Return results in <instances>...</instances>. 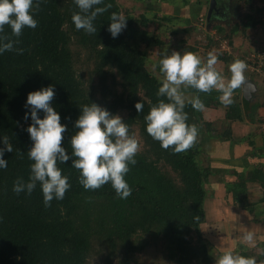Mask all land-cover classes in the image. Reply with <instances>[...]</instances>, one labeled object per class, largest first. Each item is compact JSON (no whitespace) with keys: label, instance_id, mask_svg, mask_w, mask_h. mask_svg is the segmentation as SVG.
Returning a JSON list of instances; mask_svg holds the SVG:
<instances>
[{"label":"trees","instance_id":"obj_1","mask_svg":"<svg viewBox=\"0 0 264 264\" xmlns=\"http://www.w3.org/2000/svg\"><path fill=\"white\" fill-rule=\"evenodd\" d=\"M107 5L110 7L93 21L97 31L92 34L75 28L72 15L80 10L74 0H43L33 12L36 28L24 27L19 37L12 35L8 25L0 32L6 40L19 41L14 50L0 54V137L7 136L13 145L12 152L4 153L7 167L0 169V264H89L96 251L105 254L104 264H132L133 256L145 246L134 237L153 233L162 236L176 264H215L201 229L206 220L205 186L212 170L202 166L200 142L196 139L190 148L176 153L171 146L162 148L145 130L144 116L166 98L156 95L162 80L148 71L142 46L165 43L146 30L151 23L147 15L123 14L118 0H103L95 7ZM259 9L262 13L264 8ZM112 13L126 19V28L116 38L108 31ZM248 22L254 28L263 23L262 17L251 16ZM237 30L235 25L232 32ZM188 32L183 29L184 34ZM15 48L24 51L18 54ZM82 56L91 68L88 79L78 70ZM49 85L55 91L51 105L60 114V122L67 125L62 146L69 154L74 122L86 104L96 103L112 114L123 115L129 135L139 132L144 149L137 151L136 163L129 165L124 177L132 190L126 199L118 198L110 183L85 190L71 160L57 163L71 185L62 200L53 199L45 207L39 183L31 194L13 192L18 177L28 180L32 163L27 157L32 141L26 131L31 120L24 119L27 94ZM201 100L205 106L211 102ZM137 102L143 104L140 112L135 109ZM242 104L251 108L236 98L228 105L229 127L233 121L244 120ZM186 122L192 125L190 119ZM230 133L229 129L226 137ZM247 179L264 188L261 171ZM239 204L250 210L254 207L246 199ZM256 264H264V249Z\"/></svg>","mask_w":264,"mask_h":264},{"label":"clouds","instance_id":"obj_2","mask_svg":"<svg viewBox=\"0 0 264 264\" xmlns=\"http://www.w3.org/2000/svg\"><path fill=\"white\" fill-rule=\"evenodd\" d=\"M43 0H0V32L4 26L11 28L12 35L19 37L24 27L36 28L37 20L33 12L38 10ZM79 12L72 15V21L77 30L83 29L92 34L97 30L93 21L98 14L106 11V7H95L103 0H74ZM126 28V19L117 13H112L108 31L116 38ZM13 41L0 36V54L14 50ZM22 54L23 48H15ZM159 72L162 82L156 95L165 97L150 108L144 116L146 132L164 149L172 147V151L179 153L190 148L196 141L198 130L195 125L188 124L187 114L183 111L185 104L190 103L193 109L203 110L205 105L199 96H188V88L199 92L219 90V97L225 105L231 104L233 91L245 81L243 60H235L229 65L230 77L226 78L217 69V56L208 54L206 63L192 52L181 54L178 51L168 53L167 50L159 52ZM154 68L157 65H153ZM183 86V87H182ZM55 95L54 86L41 87L29 92L25 101L24 119L31 120L26 128L32 146L27 152L30 164V174L27 181L17 178L13 183V192L31 194L39 183L45 207L51 201L62 200L66 191L71 187L68 177L62 175L57 163L66 164L71 160V167L79 171L78 180L85 190H95L110 183L120 199L131 195V188L125 180L129 165L136 163L135 155L138 151V141L129 135L128 125L118 114L110 113L106 108L96 103L83 105L80 114L74 122L76 132L70 138L71 154L62 146L63 133L67 125L62 124L60 114L51 105ZM167 101V102H166ZM137 112L142 111L143 104H135ZM42 113V116H41ZM0 169L7 167L4 153L12 152L13 145L8 137H0ZM22 154V153H21ZM252 241L253 234L247 233L243 237ZM215 264H256L254 257H245L224 252L218 257Z\"/></svg>","mask_w":264,"mask_h":264},{"label":"rangeland","instance_id":"obj_3","mask_svg":"<svg viewBox=\"0 0 264 264\" xmlns=\"http://www.w3.org/2000/svg\"><path fill=\"white\" fill-rule=\"evenodd\" d=\"M210 1L211 0H169L167 2H161L159 0H118V3L123 14L131 12L135 16L142 14L147 15V17L151 19V23L146 30L152 35L158 36L161 41H164L165 44L160 47L142 46V49L147 53V69L157 78L162 80V74L159 72L158 67V61L160 59L158 53L164 50H167L168 53L174 50L181 52V54L185 52L195 53L201 58L202 63H206L210 52L216 55L217 59L221 57L222 53L228 52L230 56L226 55L225 57L229 58L230 61L228 64H226L227 62L225 63L226 70L224 72L226 73L229 70V65L233 61L237 59L243 60L247 65L245 69L247 78L254 83H258L261 92L260 103L264 102V79L258 72L248 70L250 61H258L259 52L264 50V41L261 36L263 32H260L257 27L254 28L252 25L248 24V16L254 17L255 19L262 17L263 21L264 9L262 13H259L258 10H260L259 8L261 7L264 8V0H249L250 3H248L247 0H224L222 6L225 12H227V15L223 17L215 16V19L208 22L206 19ZM228 4L229 9L227 8ZM167 16H171L173 18L172 21L165 20L164 18ZM178 19L182 20L178 21ZM200 19H202L203 22H200ZM235 25H237L238 30L233 33L232 31ZM219 27L223 29L222 33H218L217 29ZM183 29L189 32L184 34ZM175 30L176 33L174 32ZM79 61L78 70L83 75L84 79H88L91 73L90 65L86 62L84 56H82ZM154 64L157 65L156 68L153 67ZM217 64L218 61L215 67L222 70L223 64L220 63L218 66ZM228 77H230V75L226 78ZM213 90L215 91V89ZM213 90L205 93L188 88L186 94L190 97L199 96L200 99L207 95L211 97L213 101V97L218 94V91L214 92ZM213 104L214 103L210 104V106ZM183 110L187 114V118L191 120L192 125L197 127V138H199L203 135L204 129L199 127L200 120L198 121V117L196 116V109H193L190 103H186ZM120 116L122 117L123 115ZM133 137L138 141V151H142L144 149V144L137 130ZM200 139L201 138H199L198 141H200ZM200 158L202 159V166L205 167L207 163L205 153L201 154ZM162 168H164L163 165ZM164 170L175 176L171 170L165 168ZM205 187L207 189V197L204 204L206 220L202 224L201 229L206 241H208L210 254L214 263L218 257L226 251L242 256L245 255L246 257H254L257 262L258 255L264 249V243L262 244L260 240L255 237H253L252 241H246L243 237L249 233L250 230L255 235L258 234V231L254 230H262L264 226L260 227L254 224L253 220H246L247 214L236 217L233 216L231 219L233 222H228V216L224 217L220 215L218 213L219 208H213V204L216 202L212 197V189L214 186L206 185ZM217 187V191L222 192L226 186L223 184L222 187ZM229 199L230 198L222 199L225 210H228L227 206L230 205L236 209H240L239 200ZM195 240L196 238L194 237V241ZM134 241H136V243H142L145 246L144 250L137 252L133 256L132 264H176L169 257L162 236L156 233L145 235L138 234L134 237ZM94 253L95 254H93L92 258L89 260V264H104L105 254L98 253V251Z\"/></svg>","mask_w":264,"mask_h":264},{"label":"crops","instance_id":"obj_4","mask_svg":"<svg viewBox=\"0 0 264 264\" xmlns=\"http://www.w3.org/2000/svg\"><path fill=\"white\" fill-rule=\"evenodd\" d=\"M226 55L230 56L228 52H224L217 59L218 64H223V69L220 70L215 67L225 77L231 75L229 70L226 73L224 72L226 62L223 57ZM244 75L245 81L250 80L245 72ZM245 81L242 83L240 91H233L232 101L235 98L239 103L245 101L243 93ZM254 85L256 91L252 94L250 101H246L251 105V108H243L242 104L244 109L243 121H233L229 127L226 119L228 105L221 102L219 97L222 93L217 89L213 90L214 92L218 91V94L213 97V101L211 97L203 96L202 99H208L211 102L201 110V114L197 115L196 113V116L198 121L200 120L199 127L204 129L203 135L199 137L201 138L199 142L203 154L205 153L207 157L205 165L211 167L212 170V178L210 177L207 185L214 186L212 197L216 202L213 204V208H219L218 213L224 217L228 216L227 219L230 223L233 222L231 220L233 216L247 214L246 220H253L254 224L263 227L264 188L260 182L247 179L256 170L261 171L264 175V102L260 103V86L258 83H254ZM212 103L214 104L210 106ZM250 114L253 115V118L250 117ZM229 129L231 130L230 138L226 137ZM223 184L226 186L225 189L218 192L217 186L222 187ZM226 198H230L229 200L246 199V203L248 202V205L254 207H251L252 210L249 211L241 205H239L240 209L230 205L227 206L228 210H225L222 199ZM254 231H258V234L255 235L250 230L253 237L258 238L263 244L264 227L262 230Z\"/></svg>","mask_w":264,"mask_h":264},{"label":"water","instance_id":"obj_5","mask_svg":"<svg viewBox=\"0 0 264 264\" xmlns=\"http://www.w3.org/2000/svg\"><path fill=\"white\" fill-rule=\"evenodd\" d=\"M217 9V0H211L210 4H209V12L207 15V20L208 22H210L211 17H212V13L214 12V10ZM256 91L254 82L251 80H247L244 83V89H243V93H244V99L245 101H250L252 94Z\"/></svg>","mask_w":264,"mask_h":264},{"label":"built area","instance_id":"obj_6","mask_svg":"<svg viewBox=\"0 0 264 264\" xmlns=\"http://www.w3.org/2000/svg\"><path fill=\"white\" fill-rule=\"evenodd\" d=\"M201 21H202V19L200 20V22ZM262 22L263 23L259 25L258 29L260 30V32H263V34L261 33V36L263 37V41H264V20ZM258 57H259L258 61L252 60L253 63H251V61H250L248 68H250L254 72H258L260 74V76L264 79V50L259 52ZM258 57H257V59H258Z\"/></svg>","mask_w":264,"mask_h":264},{"label":"flooded vegetation","instance_id":"obj_7","mask_svg":"<svg viewBox=\"0 0 264 264\" xmlns=\"http://www.w3.org/2000/svg\"><path fill=\"white\" fill-rule=\"evenodd\" d=\"M224 0H218V5H217V9L214 10V12L212 13V17H211V21L213 19H215L214 17L215 16H219V17H223L225 15H227V12H225L223 6H222V3H223ZM227 8L229 9V4L227 6ZM209 10V9H208ZM208 10H207V15H208ZM212 23V22H211Z\"/></svg>","mask_w":264,"mask_h":264}]
</instances>
